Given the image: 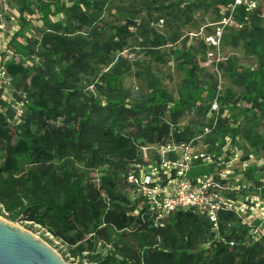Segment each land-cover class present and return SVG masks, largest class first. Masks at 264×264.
<instances>
[{"label":"trees","instance_id":"1","mask_svg":"<svg viewBox=\"0 0 264 264\" xmlns=\"http://www.w3.org/2000/svg\"><path fill=\"white\" fill-rule=\"evenodd\" d=\"M55 2L52 14L63 13L64 19H50L47 8L38 5L46 26L40 37L23 43L16 41L17 32L7 47L12 58L5 59L8 51L1 52L7 75L19 78L14 98L23 103L18 120L0 87V203L7 218L40 225L74 247L81 262L91 264H264V241L250 247L215 241L202 249L205 238H213L208 218L178 210L155 226L143 198L130 197L133 184L127 176L144 162L141 146L188 139L196 132L178 127L180 118L195 106L208 112L210 102L202 103L212 98L216 86L200 79L206 45L187 37L178 40L177 31L165 37L162 15L140 21L131 15L123 25L105 31L102 13L109 0ZM163 2L160 9L174 11L172 17L181 25L193 20L200 8L212 9L215 19L229 0ZM24 7L22 13L31 11L30 5ZM259 11L225 38L232 47L242 43L257 57L258 67L236 66L230 57L220 63L243 91L236 94L227 88L219 99L225 104L236 96L264 112V27ZM157 18L165 20L163 35L151 25ZM20 20V26H26L28 20L22 15ZM133 29L143 38L147 55L163 62L158 50L168 44L178 53L184 81L175 95L147 66L136 75L149 93L130 98L124 78L131 63L125 57L114 60L112 54L125 48ZM97 65L109 68L95 71ZM82 75L97 77L101 99L79 86ZM236 133L256 151L264 148V135L251 128H231L224 117L204 140L213 150L226 136L234 141ZM79 165L88 170L105 168L94 179ZM223 218L230 214L220 213V221Z\"/></svg>","mask_w":264,"mask_h":264},{"label":"built area","instance_id":"2","mask_svg":"<svg viewBox=\"0 0 264 264\" xmlns=\"http://www.w3.org/2000/svg\"><path fill=\"white\" fill-rule=\"evenodd\" d=\"M257 11L264 17V0H229L223 12L213 20L199 25L193 24L196 15L191 21L183 20L182 37L202 41L206 53L201 66L219 73L220 63L229 57L233 48L225 40L229 27L242 28L244 21L250 20ZM151 25L163 35L164 18H157ZM6 76L1 58L0 87L3 89L1 82ZM220 92L217 85L207 112L211 121L204 124L201 131L180 142L172 138L141 146L146 156H143L144 162L136 164L137 171L127 176L128 182L133 184L130 197L143 198L155 226L163 225L178 210H191L208 218L213 238L203 242V249L211 247L215 241L240 247L264 241V159L256 156L257 151L239 133L235 134L234 141L231 135L226 136L225 142L213 150L207 144L201 150L196 147L219 118L224 117ZM19 105L14 110L18 120L23 113V103ZM199 167L204 169L192 173ZM220 213H228L230 218L220 221Z\"/></svg>","mask_w":264,"mask_h":264},{"label":"rangeland","instance_id":"3","mask_svg":"<svg viewBox=\"0 0 264 264\" xmlns=\"http://www.w3.org/2000/svg\"><path fill=\"white\" fill-rule=\"evenodd\" d=\"M171 1L174 0H109L102 13V23L104 24V29L105 31H110L114 26L123 25L126 17L131 15H134L137 21L147 19L154 20L155 17L162 15L167 23L165 37L171 35L173 31H177L179 35L178 40H181L183 33L181 31L182 24L180 25V22L172 17L174 11L170 10L171 13L168 14V10L160 9L162 2L164 4H168ZM183 1L185 0H182V2ZM55 3V0H0V22L2 25V28H0V59L2 58L1 52L8 51V43L15 33H20L17 35L16 41L25 43L28 38H39L41 32L46 29V26L41 19L44 14L38 9V5H42L45 9L47 8L50 19H64L63 13L56 15L52 14L55 10ZM27 5H30L31 11L24 10L22 13V9H24V6ZM214 13L215 12L212 9H197L194 11L197 19L193 22V24L198 25L202 21L213 20ZM21 15L28 20L26 26L24 27L20 26ZM261 25L264 27V17L261 19ZM83 30H85V28H83ZM233 31L236 30L229 27L226 35H230ZM133 32L134 33L128 38L125 48L121 51H115L112 54L114 60L118 57H125L131 63V68L124 78V87L128 89L130 98L138 99L149 93L145 82L136 75L137 71L147 66H150L155 76L166 85L167 90L175 95L183 86L184 81V70L180 65L181 59L179 58L178 53L174 51V48L170 44L161 46L158 50V54L164 59V61L161 62L154 56H149L145 53L146 49L142 46V42L144 40L140 36L139 31L137 32L133 29ZM181 41L179 44L183 47V42ZM196 44L197 43H195V45ZM226 50L228 51V49ZM11 54L12 52L8 51L5 59H11ZM229 57L232 63L236 66L238 65L240 67L250 69H256L258 67L257 57L246 52L242 43H240L237 47L232 48V52ZM13 59L16 60L14 57ZM202 67L204 69L200 72V79L205 81L207 85L215 83V86L219 85L221 92L227 88H232L236 94L243 91V87L236 85L233 78L230 77L224 69L220 68L219 73H217L216 71L206 68V66ZM108 68L109 67L97 65L95 71H104ZM18 79L19 78L6 76L1 82L4 85L2 96L10 102L13 110L20 107L19 102L15 100L13 94L14 91H18ZM96 81L97 77L95 75H82L79 86H81L85 91L94 94L98 99H101L102 94L96 85ZM210 101L211 99L209 97L207 100L203 101L202 105L208 106ZM221 112L223 113L229 127L241 130L244 128H251L264 135V112L259 109L252 108L249 100H243L234 96L232 101L222 104ZM210 117V113L204 114L198 106H195L180 118L178 127L188 126L193 131L199 132L198 130L200 127L211 121ZM205 144L208 145V143H205V140L202 139L201 141L199 140L196 147L198 150H201ZM143 156L145 155L142 154V157ZM147 156L151 155L148 154ZM256 156L264 159V148L258 149ZM104 168L105 167L88 170L79 165V169L83 171L85 175L94 179L100 175L101 170ZM0 218L43 240L46 244L53 248L67 264H91L86 260L81 262L79 254H73L72 249L74 247H70L57 240L40 225L30 221L9 220L1 203ZM211 239L212 238L206 237L205 241H211ZM201 248L203 249V243Z\"/></svg>","mask_w":264,"mask_h":264},{"label":"water","instance_id":"4","mask_svg":"<svg viewBox=\"0 0 264 264\" xmlns=\"http://www.w3.org/2000/svg\"><path fill=\"white\" fill-rule=\"evenodd\" d=\"M0 264H67L48 244L0 218Z\"/></svg>","mask_w":264,"mask_h":264}]
</instances>
